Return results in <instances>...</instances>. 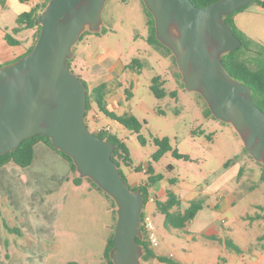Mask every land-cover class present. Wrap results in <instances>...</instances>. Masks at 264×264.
<instances>
[{
  "label": "water",
  "instance_id": "water-1",
  "mask_svg": "<svg viewBox=\"0 0 264 264\" xmlns=\"http://www.w3.org/2000/svg\"><path fill=\"white\" fill-rule=\"evenodd\" d=\"M108 0H50L39 16L40 36L32 51L0 66V155L42 134L70 156L82 178H90L117 205L110 251L114 264H145L141 229L145 198L131 189L113 159L116 145L86 122L85 80L68 64L89 30L101 32ZM155 19L156 38L175 56L186 89L199 93L213 116L231 124L250 155L264 165V111L252 88L235 79L223 55L242 45L225 16L254 0H142ZM264 6V1L262 2Z\"/></svg>",
  "mask_w": 264,
  "mask_h": 264
},
{
  "label": "crops",
  "instance_id": "crops-1",
  "mask_svg": "<svg viewBox=\"0 0 264 264\" xmlns=\"http://www.w3.org/2000/svg\"><path fill=\"white\" fill-rule=\"evenodd\" d=\"M38 1L4 0L2 3L0 0L1 64H8L21 58L32 45L34 29L23 28L15 33L14 37L21 41L18 45H10L5 40V34L13 31L18 26V16L30 11ZM234 20L241 31L264 44L262 3L249 4L244 10L235 13ZM85 43L86 41H83L79 48ZM79 52L82 54L81 59H76V63L78 69L86 75V79L83 76L82 78L86 82L89 81L92 88L102 84L106 86L104 99L106 108L117 115L132 113L128 111L119 113L118 110H124L125 100L129 102L134 95L132 78H135L139 72L129 67L133 59L124 64L113 49L89 53L79 50ZM126 82L129 87H125ZM120 88H124V92L120 91ZM128 90L132 95L127 93ZM107 117L108 125L97 130L106 129L119 136V130L125 127L117 120ZM247 157L246 161L237 164L239 168L242 165L255 167L250 162L252 160L248 154ZM149 167L151 166H148V169ZM238 167L234 168L230 165L226 167L222 178L215 180L200 193L204 201L203 208L197 212L186 228L165 227L172 236L176 235L180 241L186 243H180V251L166 253L163 245L170 248L166 241L165 244L152 246L156 255L169 257L173 262L152 258L145 264H264V243L259 250L251 252L249 262L243 257L227 252L223 244L221 228L224 229V224L228 220L234 219L233 209L237 204V197L226 191L223 185L231 178H242V176L238 177L240 170ZM71 176L70 162L44 140H39L35 144L34 160L28 167L10 163L0 168V264H37L39 260L41 261V257L48 256L50 251L56 253L58 251L56 249L65 246L92 248L103 244L105 254L107 242L115 225L113 203L109 204L106 196L93 184L83 181L80 185H76L69 180ZM259 179L260 176H257L256 181L259 182ZM81 187L86 190L81 192L78 190ZM153 187L150 188L151 199L163 200L159 196L167 195V191H162L160 194L157 191L153 192ZM257 190H260L259 186ZM186 193L187 196L182 194V201H191L198 196L191 190H186ZM212 194H217L218 197L213 200ZM262 194L264 195V191ZM259 208L263 210V206ZM258 214L242 216V218L251 220L252 223L257 220L264 221L258 217ZM3 218L11 228L19 231L6 229ZM86 256L95 258V250L90 249L85 256H79L74 261L87 264ZM68 262L70 260H65L63 264Z\"/></svg>",
  "mask_w": 264,
  "mask_h": 264
},
{
  "label": "rangeland",
  "instance_id": "rangeland-1",
  "mask_svg": "<svg viewBox=\"0 0 264 264\" xmlns=\"http://www.w3.org/2000/svg\"><path fill=\"white\" fill-rule=\"evenodd\" d=\"M103 19L105 24L102 33L87 34L75 44L72 66L86 79V75L78 69L76 63V59L80 60L82 55L79 50L89 53L113 49L124 64L135 58L142 62L141 73L132 78L134 95L129 102L125 100L124 110L120 109L118 112L128 111L138 117L143 125L141 133L145 143L128 129L119 130L118 134L126 142L132 158L130 166L121 163L120 169L129 185L135 187L149 181L151 174L147 171L148 166H151L156 175H162L152 188L153 192L161 194L162 191L171 189L180 196L182 194L187 196L186 190H191L198 195L193 200H202L200 193L215 180L222 178L227 161L231 160L230 166L236 168L237 164L248 158L240 136L231 124L220 121L208 113V105L199 93L190 91L182 85L177 75L178 68L171 55L163 48L153 47L148 43V15L141 0H108ZM9 32L15 35L12 30ZM83 41L86 43L79 48ZM156 75L164 79L163 88L169 92L163 98L156 97L151 90L152 78ZM87 83L89 90H92L91 83L89 81ZM126 86L130 85L126 82ZM120 91L124 92V88H120ZM173 91L176 92V96L170 94ZM108 121L109 118L92 103L86 116L89 129L97 132L98 128L107 126ZM154 137H168L173 146V150L165 153L159 160L153 158L157 150ZM174 150L188 158L176 157ZM250 162L255 167L243 165L238 167L240 169L238 177H241L240 173L243 172L241 179L234 177L223 185L226 191L237 197V204L233 209L234 219L228 220L224 224V229L221 228L225 250L243 257L248 262L251 252L259 250L264 243V239L259 240V237L264 235V221L257 220L252 223L251 220L242 218L262 214L263 210L259 206L264 207L262 194L264 182L260 179L259 182L256 181L257 176L261 177L262 169L256 161ZM86 182L92 184L87 180ZM257 186L260 187L259 191ZM78 190L83 192L86 189L81 187ZM101 192L109 204L113 203L110 196ZM159 197L165 200L167 195L162 194ZM217 197V194L211 195L213 200ZM155 199L147 202L143 212L150 214L157 226V244H165L166 241L170 246L167 248L163 245L166 253L178 252L180 243H186L165 229V216L157 210ZM191 201H183V208L188 207ZM228 241L236 244L241 252L228 247ZM90 249L95 250L96 257L86 256L87 264H109L103 253V244L92 248L65 246L56 249L58 250L56 253L49 250L50 254L41 257L37 264H63L65 260L74 261L79 256H85Z\"/></svg>",
  "mask_w": 264,
  "mask_h": 264
},
{
  "label": "trees",
  "instance_id": "trees-1",
  "mask_svg": "<svg viewBox=\"0 0 264 264\" xmlns=\"http://www.w3.org/2000/svg\"><path fill=\"white\" fill-rule=\"evenodd\" d=\"M50 0H39L34 7L30 11H26L21 13L18 18H17V23L18 26L13 29L14 33H17L21 31L23 28H31L34 29V39L32 45L28 48L27 52L25 53L28 54L32 51L34 48L40 33L42 29V24L38 21L39 16L41 12L45 9L47 4L49 3ZM197 6H203L206 4H209L211 2H214L216 0H192ZM2 3H4V0H1ZM145 12L148 15V28H149V35L147 38V41L150 45H153L158 48H163L168 54L171 55L174 64L177 66L175 56L173 55L172 51L163 45L160 41L157 40L156 38V27H155V19L152 15V13L147 9L146 5L144 2L141 0ZM253 2H258L262 3V0H254ZM252 2V3H253ZM249 5L242 7L238 9L236 12L229 14L225 16V20L227 23L230 25V27L233 29L235 34L241 39L242 45L226 54L223 55V63L227 69V71L231 74L232 77L235 79L243 82L246 85H249L252 88V98L254 102L264 111V44L260 41H257L255 39L250 38L248 35H246L243 31H241L234 20V15L235 13L244 10L247 8ZM104 31V26L102 28L101 32H91L89 30H86L80 40L83 39L84 36L87 34H100ZM5 40L10 44V45H18L21 41L18 40L17 38L14 37L12 33L6 32L5 34ZM79 40V41H80ZM78 41V42H79ZM77 42V43H78ZM24 56V55H23ZM72 60L68 59V64L72 65ZM3 64L0 63V66ZM129 67L131 69H136L139 73H141V68H142V62L139 59H133L131 63L129 64ZM74 72V71H73ZM178 79L184 86L182 82V76L181 73L178 69ZM164 79L160 75H156L152 78V84H151V90L153 93L156 95L158 98H163L169 94L164 88ZM86 86H87V91H88V109L87 111L91 108L92 103H96L99 109L104 112L107 116L117 120L120 122L126 129L129 131H132L137 134L138 138L142 143H145V138L143 134L141 133V129L143 127L141 121L138 119L136 115L133 113H125L124 115H117L113 112H110L105 105V85H99L92 90H89L88 83L85 81ZM129 95H132L130 90L127 91ZM172 96H176V92H170ZM208 113L213 116L211 110L209 107H207ZM214 117V116H213ZM96 134L100 137H102L105 140H108L116 145V149L113 154V159L114 161L118 164L119 168L121 166V163H124L127 166L131 165L132 158L130 154V150L126 144V142L117 136L116 134H113L109 132L106 129H102L99 132H96ZM39 140H44L46 143H48L52 148H54L57 152H59L63 157H65L71 164V169H72V176L69 178V180H72L76 185H80L83 181H89L92 183L96 188L99 190L103 191L93 180L90 178H82L80 177L79 173L76 170V166L74 164L73 159L62 152L61 150L57 149L54 147L52 140L50 137L39 134L34 137L28 138L24 140L21 145L13 151H10L5 154L0 155V168L13 163L21 167H28L31 165V163L34 160V153H35V144ZM154 142L157 146V150L153 154V158L155 160H159L165 153L168 151L173 150V146L171 145L170 139L168 137H154ZM244 150L247 152L248 156L256 161L250 153L246 150L244 147ZM174 155L178 158H188V156H185L183 154H180L177 152V150H174ZM261 166L262 169V174L260 177V180L264 182V165L260 162H257ZM231 164V160L227 161L225 164V167H228ZM139 169V168H138ZM121 170V169H120ZM148 173L151 174L149 181L147 183L141 184L136 187H131V189H137L141 188L142 194L145 198V205L147 202L151 199V191L150 188L162 178V175H156L154 173V169L152 167H149ZM242 173L240 175L242 176ZM121 174L125 181L128 183L125 175L123 174L121 170ZM129 184V183H128ZM106 195L110 196L107 194L105 191H103ZM111 197V196H110ZM113 201V207H114V215H115V221H117V205L113 198L111 197ZM156 207L159 212H161L165 216V227L167 229H184L186 228L187 224L194 219L196 216L197 212L203 208V201L202 200H192L189 204L188 207L183 208V201L181 199V196L177 194L175 191L168 189L167 190V198L166 200H160L159 198L155 199ZM264 211V207H263ZM1 215V214H0ZM145 213H142V218H144ZM258 217L260 219L264 220V214H258ZM3 225L6 229L9 231H19L16 228H11L10 225L7 223L5 218H3ZM116 225V222H115ZM115 225H114V230H115ZM141 229L143 231L144 238L143 239H138V242L144 246L145 248V253L143 255V261L146 262L152 258L159 259L160 261L163 262H169L172 263L173 261L169 257L165 256H159L154 253V250L152 248V243L148 238V234L144 228V226H141ZM113 235L114 231L109 238L106 249H105V256L108 258L109 264H114L112 259L110 258V251L114 247V241H113ZM264 239V235L259 237V240ZM227 246L230 247L231 249L241 252V249L234 243L227 242ZM67 264H80L76 261H70Z\"/></svg>",
  "mask_w": 264,
  "mask_h": 264
},
{
  "label": "built area",
  "instance_id": "built-area-1",
  "mask_svg": "<svg viewBox=\"0 0 264 264\" xmlns=\"http://www.w3.org/2000/svg\"><path fill=\"white\" fill-rule=\"evenodd\" d=\"M100 130H97V132H99ZM144 226L147 234H148V238L151 241L152 245H156L158 243V236H157V226L155 224V222L152 219V216L148 213H145L144 218H142V224L141 226ZM171 257L173 256V254L170 255Z\"/></svg>",
  "mask_w": 264,
  "mask_h": 264
},
{
  "label": "flooded vegetation",
  "instance_id": "flooded-vegetation-1",
  "mask_svg": "<svg viewBox=\"0 0 264 264\" xmlns=\"http://www.w3.org/2000/svg\"><path fill=\"white\" fill-rule=\"evenodd\" d=\"M71 69L77 74V75H79L80 77H82V75L80 74V73H78L77 71H76V68H74L72 65H71ZM96 133V132H95Z\"/></svg>",
  "mask_w": 264,
  "mask_h": 264
}]
</instances>
